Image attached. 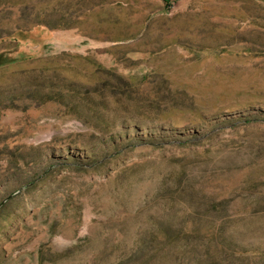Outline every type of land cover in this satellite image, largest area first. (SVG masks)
Instances as JSON below:
<instances>
[{"label":"rangeland","instance_id":"rangeland-1","mask_svg":"<svg viewBox=\"0 0 264 264\" xmlns=\"http://www.w3.org/2000/svg\"><path fill=\"white\" fill-rule=\"evenodd\" d=\"M0 264H264V0H0Z\"/></svg>","mask_w":264,"mask_h":264}]
</instances>
